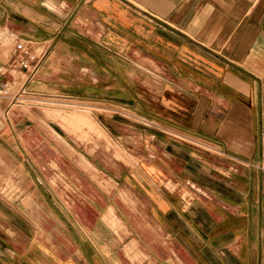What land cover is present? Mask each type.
I'll return each instance as SVG.
<instances>
[{
	"label": "crops",
	"instance_id": "crops-1",
	"mask_svg": "<svg viewBox=\"0 0 264 264\" xmlns=\"http://www.w3.org/2000/svg\"><path fill=\"white\" fill-rule=\"evenodd\" d=\"M0 68L132 157L0 132V264H264V0H0Z\"/></svg>",
	"mask_w": 264,
	"mask_h": 264
},
{
	"label": "rangeland",
	"instance_id": "rangeland-1",
	"mask_svg": "<svg viewBox=\"0 0 264 264\" xmlns=\"http://www.w3.org/2000/svg\"><path fill=\"white\" fill-rule=\"evenodd\" d=\"M14 75L15 82L9 83L6 92L0 97V132L3 133L5 131V133L1 135L3 139L12 136L16 141L29 143V147L31 148L30 153L37 154V150H34V148L38 142H57L52 128L58 127V129L64 132V134H61L63 138H65V136L72 137L73 139H78L77 141H89L90 139L91 142L94 143L93 146L96 145L98 147L99 154H101L104 147V153L109 154L112 158H132L130 153L124 149L116 139L108 137L106 132L101 135L91 132L86 133L85 127L89 129V126H87L85 122L88 121V119L82 116H90L95 119L94 121H97L91 113L101 111L98 105L77 102L69 98H44L38 95L21 93L20 86L26 76L21 73ZM14 98L17 99L14 100ZM17 100L18 102L14 103V101ZM115 109L117 112H122L133 124H144V121L131 111H124L118 108ZM1 128L5 130H1ZM10 128L15 129L19 135L16 136L15 134H11V132H9ZM26 128H30V133L21 134ZM43 132H45V134ZM65 140L67 139L65 138ZM0 141L2 140L0 139ZM46 152L48 153L49 151ZM88 152L92 153V150H88Z\"/></svg>",
	"mask_w": 264,
	"mask_h": 264
},
{
	"label": "built area",
	"instance_id": "built-area-1",
	"mask_svg": "<svg viewBox=\"0 0 264 264\" xmlns=\"http://www.w3.org/2000/svg\"><path fill=\"white\" fill-rule=\"evenodd\" d=\"M43 56V54L36 51L32 41L20 39L15 44L12 63L9 67H17L27 73V78H31L41 65ZM9 83L11 82L5 81L0 84V97L6 92Z\"/></svg>",
	"mask_w": 264,
	"mask_h": 264
},
{
	"label": "bare ground",
	"instance_id": "bare-ground-1",
	"mask_svg": "<svg viewBox=\"0 0 264 264\" xmlns=\"http://www.w3.org/2000/svg\"><path fill=\"white\" fill-rule=\"evenodd\" d=\"M18 98V97H17ZM16 102H18V100L17 101H14V103H16Z\"/></svg>",
	"mask_w": 264,
	"mask_h": 264
}]
</instances>
